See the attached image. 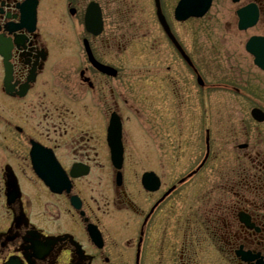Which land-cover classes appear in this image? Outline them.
<instances>
[{"label":"flooded vegetation","instance_id":"1","mask_svg":"<svg viewBox=\"0 0 264 264\" xmlns=\"http://www.w3.org/2000/svg\"><path fill=\"white\" fill-rule=\"evenodd\" d=\"M179 1L66 0L57 37L61 1L0 0V264H264V150H213L205 65L231 41L235 82L264 112V0H212L185 20ZM134 41L177 57L188 90L171 64L151 92L129 76ZM192 85L206 150L162 152Z\"/></svg>","mask_w":264,"mask_h":264},{"label":"rangeland","instance_id":"2","mask_svg":"<svg viewBox=\"0 0 264 264\" xmlns=\"http://www.w3.org/2000/svg\"><path fill=\"white\" fill-rule=\"evenodd\" d=\"M48 1L50 0H46V4H51V2ZM59 1H61L62 6L60 10L63 11L60 17V21H62L63 25H61V33L55 36L66 37L68 36V34H66L68 33L67 28H70V23L73 22V19H71V15L66 10V0ZM139 2L143 7L145 6L146 9L150 8L148 3L149 0H139ZM111 6L112 10H116V1L111 2ZM46 17L47 21L50 22V18L53 16L47 13ZM111 17L113 19L112 14ZM113 20V24L118 23L115 17ZM66 21L67 24H65ZM111 27L115 28V26ZM69 32V36L73 37L74 33L72 29H69ZM213 36H216L215 33ZM231 43L230 41L229 44L223 46V48L220 49L222 50L220 53L215 52L216 50L214 47L208 45L207 55H205L207 56L205 65L209 84L207 92L206 122L207 127L211 131L213 150L215 152H225V160L226 157H231L228 152H242L239 148V144L241 143H249L250 149L264 150V122L256 121L251 115V110L257 102L260 101V97L254 98L253 95L249 94L247 88H243V86L248 84L247 82L240 84L235 82L236 78L240 79L243 76H237L235 72L237 69L234 66V62L237 57L236 53L232 51L234 46ZM147 48V45H143L141 42L137 41H134L132 46L129 47L128 53L124 59V66L128 71V75L134 76L132 77L133 79L142 75L141 84L151 92L153 87L157 84H166L164 82V74L168 72L167 66L171 64L173 69L172 73L176 81L183 90H188L187 88L184 89L185 83L188 80L185 74L188 73L185 72L186 67L183 63L177 59V57L176 59L170 57L168 53H165V55L157 59L155 58L154 51H148ZM164 49L168 52L167 45L164 46ZM224 50H229V52H224ZM225 62L227 64H224ZM250 67L253 69L258 68L254 64ZM157 69H160V72H157ZM232 73L234 76L231 75ZM254 84H256L255 89L258 88L259 92L264 93V85L262 83L259 85L253 82L252 85ZM188 92L189 96H186L184 99L186 104H182L180 109L177 106L175 107L176 116L174 121V132L172 134H161L162 141H164V146L161 148L162 152H205L206 150L205 135L204 133H199L201 120L199 122V114H197L196 108L197 105L200 106L199 103L197 104L198 100L196 94H198V92L193 85ZM164 110L167 113V107H165ZM170 123L171 120H169L167 124L165 117L164 120L161 116L159 117L160 129L164 127V124L168 127ZM173 140L175 145L174 150H167L168 145ZM146 141L148 142V140ZM146 141L137 142V146L140 148L141 152H143V150L145 152ZM5 143V141H0V144L3 146ZM192 202H195L196 205H200L201 203L200 200L195 198L192 199Z\"/></svg>","mask_w":264,"mask_h":264},{"label":"water","instance_id":"3","mask_svg":"<svg viewBox=\"0 0 264 264\" xmlns=\"http://www.w3.org/2000/svg\"><path fill=\"white\" fill-rule=\"evenodd\" d=\"M189 1L191 2V0H181L180 3L178 4L176 8V16L178 19L183 20L191 15H202L208 10L209 6L211 5L212 0H196L192 3H190ZM34 15H35V12H33V17ZM163 18H164L163 15H161L162 23L164 24L167 31H169V27L167 26L165 19ZM256 62L257 64L261 65V67L264 68V58H258ZM252 114L259 121L264 120V112L262 110L255 108L253 109ZM114 144L115 143H113V147H112L113 152H123L121 147H116L114 146ZM244 146H246V144L241 145V147H244ZM7 264H11V263H7Z\"/></svg>","mask_w":264,"mask_h":264}]
</instances>
